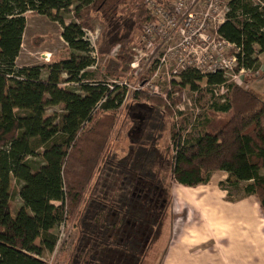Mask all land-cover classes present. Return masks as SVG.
Wrapping results in <instances>:
<instances>
[{
    "label": "trees",
    "instance_id": "1",
    "mask_svg": "<svg viewBox=\"0 0 264 264\" xmlns=\"http://www.w3.org/2000/svg\"><path fill=\"white\" fill-rule=\"evenodd\" d=\"M228 7L219 33L237 46L236 71H256L264 53V0H229ZM71 10L75 21L67 24L64 14ZM91 10L110 28L111 38L103 37L108 50L132 39L136 44L142 25L152 19L145 0H0V264H48L46 255L59 244L60 231L54 230L80 206L70 264H144L163 226L160 204L170 203L162 172L194 187L225 171L236 187L246 183L245 193L256 195L264 212V99L249 87L225 84L221 71L180 73V86L196 90L198 81L207 80L210 89L222 86L226 93L224 102L211 103V113L198 124L199 135L173 131L170 159H162L153 143L134 142L122 157L106 154L105 143H94L109 131L112 123L108 126L106 119L115 118L127 88L106 80L89 82L94 74L88 69L96 64L85 39V16ZM28 12L62 25L69 58L48 66L17 65ZM65 82L78 86L63 88ZM139 92L137 99L158 101L150 105V115L160 124L159 110L164 105L172 111L169 103ZM55 105L63 106V114L48 117V107ZM150 126L145 136L164 127ZM13 182L20 185L23 201L15 215Z\"/></svg>",
    "mask_w": 264,
    "mask_h": 264
},
{
    "label": "rangeland",
    "instance_id": "2",
    "mask_svg": "<svg viewBox=\"0 0 264 264\" xmlns=\"http://www.w3.org/2000/svg\"><path fill=\"white\" fill-rule=\"evenodd\" d=\"M222 1L223 4L229 2ZM26 15L27 26L22 50L17 59L18 66H48L72 55L70 47L62 38L63 27L60 23L34 12H28ZM64 16L67 24L75 21L72 10ZM85 21L89 25L87 30L98 35L97 58L90 53L91 57L96 58V64L88 69L94 74V80L89 82L106 80L110 84H118L127 80L130 85L127 89L122 87L128 94L125 96L124 104L115 112V118L112 121L106 119L108 126L112 123L109 131L104 130L100 137L95 138L94 143H105V153L118 157L125 156L134 142L153 143L162 159H170L173 155V131L181 132L183 136L199 135V122L211 113L213 101H225L223 95L226 89L224 90L222 86L210 89L207 80L198 81L199 88L196 90L190 86H180L182 68L176 61H173L172 65L169 63L168 68H162V75L152 79L156 71L153 66L146 65L142 60L133 63L135 39L130 42L124 41L108 50L103 37L107 34L106 41L111 38L108 34L110 28L101 15L91 10L86 14ZM79 54L81 53L78 52L77 55ZM260 58L257 72L253 73V70L242 75L244 80L242 87H249L264 99V54ZM44 74L47 75V70ZM225 77L227 80L225 84L235 82L231 72L226 73ZM175 82L177 84L174 85ZM144 85L147 86L140 89V86ZM61 86L74 89L78 84L65 82ZM122 89L120 91H123ZM139 91H145L158 99H166L172 109L168 111L164 105L161 106L160 124L162 123L164 127L161 131L155 128V132L150 136H145L147 126L160 125L157 124L158 121L153 120V116L151 119L150 115V105L158 101L137 99ZM61 114L62 105L50 106L47 109L48 117L56 118ZM219 114L217 117L227 116ZM95 115L100 116L97 113ZM147 137H150V140L146 142ZM73 164L78 165L74 158ZM98 174L100 172L90 180L91 184L86 193L96 181ZM162 175L169 186L170 203L166 207L159 203L164 215L163 226L159 238L150 243L144 264H264V212L258 197L245 193L246 183L236 187V179L225 171L214 172L208 183L194 187L178 184L171 179L170 171L162 172ZM19 189L20 185L13 182L11 209L14 215L23 205ZM80 208L81 206L76 209L73 216L69 215L67 221L62 222L65 235L54 252L46 255L48 264H70L78 236L77 214ZM152 208L156 212L158 206L154 204ZM54 231L57 234L59 231L61 233L62 228L59 226Z\"/></svg>",
    "mask_w": 264,
    "mask_h": 264
},
{
    "label": "built area",
    "instance_id": "3",
    "mask_svg": "<svg viewBox=\"0 0 264 264\" xmlns=\"http://www.w3.org/2000/svg\"><path fill=\"white\" fill-rule=\"evenodd\" d=\"M145 1L152 19L142 25L133 46V63L142 60L153 66L156 71L152 79L162 75V68H168L169 63L172 65L176 61L182 71L196 68L206 76L220 71L226 76L231 72L233 83L243 86L242 75L253 70L241 67L236 71L237 46L219 33L229 11L228 3L223 4L222 0ZM85 39L90 42L91 53L97 58L98 35L86 29ZM115 85L130 86L127 80ZM145 86H140V89ZM61 228L59 243L65 235L63 225Z\"/></svg>",
    "mask_w": 264,
    "mask_h": 264
},
{
    "label": "crops",
    "instance_id": "4",
    "mask_svg": "<svg viewBox=\"0 0 264 264\" xmlns=\"http://www.w3.org/2000/svg\"><path fill=\"white\" fill-rule=\"evenodd\" d=\"M264 54V53H263ZM263 54H261V55H263ZM261 55H260V57H261ZM261 59V58H260Z\"/></svg>",
    "mask_w": 264,
    "mask_h": 264
}]
</instances>
